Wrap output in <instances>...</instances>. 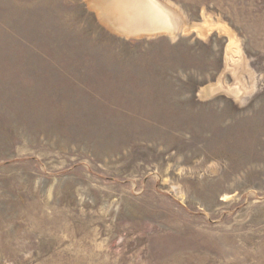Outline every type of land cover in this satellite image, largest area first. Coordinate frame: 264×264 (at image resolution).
<instances>
[{
    "label": "rangeland",
    "instance_id": "374dc122",
    "mask_svg": "<svg viewBox=\"0 0 264 264\" xmlns=\"http://www.w3.org/2000/svg\"><path fill=\"white\" fill-rule=\"evenodd\" d=\"M156 1L0 0V264H264V0Z\"/></svg>",
    "mask_w": 264,
    "mask_h": 264
},
{
    "label": "bare ground",
    "instance_id": "6f19581e",
    "mask_svg": "<svg viewBox=\"0 0 264 264\" xmlns=\"http://www.w3.org/2000/svg\"><path fill=\"white\" fill-rule=\"evenodd\" d=\"M108 10L116 23L127 28L144 26L151 30H167L174 33L178 27L176 17L174 16V20L156 0H111ZM170 36L174 34L171 33Z\"/></svg>",
    "mask_w": 264,
    "mask_h": 264
},
{
    "label": "water",
    "instance_id": "95a60500",
    "mask_svg": "<svg viewBox=\"0 0 264 264\" xmlns=\"http://www.w3.org/2000/svg\"><path fill=\"white\" fill-rule=\"evenodd\" d=\"M99 1V0H98ZM97 0H91L90 3L93 4L92 8L95 9L96 11V16L98 19H100L102 22H104V24L107 25L108 29L121 36L124 38H129V39H139V38H151V37H156V36H170V34H174L175 38H176V34L181 30L183 31L184 29L183 26L181 25V22L179 20V22H177V29H175L174 33L173 31H167V30H151L149 28H146L144 26H140L137 28H130V27H126V26H120L121 24H119L118 22L116 23V21L113 20V18H111V11L108 10V8L106 9L109 13H104L105 10H102L101 8H95L97 7ZM96 2V3H95ZM95 6V7H94ZM109 7V5H108ZM101 10V11H100Z\"/></svg>",
    "mask_w": 264,
    "mask_h": 264
}]
</instances>
